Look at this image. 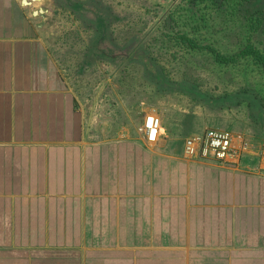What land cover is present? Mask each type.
<instances>
[{
  "label": "crops",
  "instance_id": "obj_1",
  "mask_svg": "<svg viewBox=\"0 0 264 264\" xmlns=\"http://www.w3.org/2000/svg\"><path fill=\"white\" fill-rule=\"evenodd\" d=\"M33 8L0 0V264H264L263 152L238 172L96 112Z\"/></svg>",
  "mask_w": 264,
  "mask_h": 264
},
{
  "label": "rangeland",
  "instance_id": "obj_2",
  "mask_svg": "<svg viewBox=\"0 0 264 264\" xmlns=\"http://www.w3.org/2000/svg\"><path fill=\"white\" fill-rule=\"evenodd\" d=\"M257 2L264 7V0H48L47 7L58 30L55 43L64 38L72 46L74 60L91 66L84 74L94 81L96 93L97 83L104 81L103 101H98L102 106L96 112L125 116L140 139L145 138L139 127L146 113L155 112L162 123L158 140L170 142L168 152L176 154L182 153L188 135L207 128L239 132L251 145L244 161L256 171L263 169L257 172L260 176L264 168L256 165L260 155L255 153L264 151V121L257 118L258 112H250L245 101L208 104L197 93L167 84L190 82L194 89H188L210 99L248 87L264 100V68L252 56L226 64L213 52L178 40L180 33H186L228 55L248 41L264 51V24L252 26L251 11ZM81 46L91 54L80 52ZM145 55L162 66L167 83H161Z\"/></svg>",
  "mask_w": 264,
  "mask_h": 264
},
{
  "label": "built area",
  "instance_id": "obj_3",
  "mask_svg": "<svg viewBox=\"0 0 264 264\" xmlns=\"http://www.w3.org/2000/svg\"><path fill=\"white\" fill-rule=\"evenodd\" d=\"M161 124L155 112H147L139 129L148 141L155 142L160 136ZM250 148L249 141L241 133L228 128L210 127L203 132L188 135L183 151L189 158L215 160L223 166L239 169L246 167L242 160Z\"/></svg>",
  "mask_w": 264,
  "mask_h": 264
},
{
  "label": "trees",
  "instance_id": "obj_4",
  "mask_svg": "<svg viewBox=\"0 0 264 264\" xmlns=\"http://www.w3.org/2000/svg\"><path fill=\"white\" fill-rule=\"evenodd\" d=\"M255 9L251 11V17L254 18L252 26H254V22L257 25L264 24V7L261 2L256 3ZM179 43L191 48H200L207 49L214 53L215 58L222 63H230L236 61L239 57H247L252 56L257 63H259L264 68V51L259 48L254 42L248 41L244 46L240 48V50L233 54H225L220 52L216 48L212 47L210 44L200 43L196 38L189 36L186 33H180L178 35ZM114 54H109V56H113ZM119 55H126L125 53L120 52ZM149 62L150 66L153 70L156 71L161 83H167V78H165V73L162 66L159 65L155 60H150L147 55H145ZM169 88H176L181 91H186L188 93H197L200 95V98L206 100L208 104L214 103L215 105H231L234 103H239L241 101H245L247 103L250 112H258V117L261 121H264V100L263 97L257 92L254 88H242L238 91L234 92H226L218 97L211 98L207 96V94L200 93L199 90H194V86L190 82H182L177 84H173V82L168 80ZM191 84V85H190ZM190 85V86H189ZM192 88V89H188Z\"/></svg>",
  "mask_w": 264,
  "mask_h": 264
},
{
  "label": "water",
  "instance_id": "obj_5",
  "mask_svg": "<svg viewBox=\"0 0 264 264\" xmlns=\"http://www.w3.org/2000/svg\"><path fill=\"white\" fill-rule=\"evenodd\" d=\"M21 3L23 5H34L31 11L32 14L41 17L40 25L46 27V29L50 31L51 36L54 38L52 41L54 42L57 39L56 32H58V30L49 19V9L47 7L48 0H21Z\"/></svg>",
  "mask_w": 264,
  "mask_h": 264
}]
</instances>
